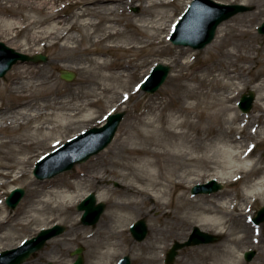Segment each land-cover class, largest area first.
I'll return each instance as SVG.
<instances>
[{"label":"bare ground","instance_id":"bare-ground-1","mask_svg":"<svg viewBox=\"0 0 264 264\" xmlns=\"http://www.w3.org/2000/svg\"><path fill=\"white\" fill-rule=\"evenodd\" d=\"M134 1L140 2L138 14L128 13ZM190 1L187 0L186 6ZM173 2L0 0V39L31 55L55 49L53 60L47 64L18 62L8 78L0 80V251L21 243L13 236L18 226L28 227L40 221L43 224L36 229L37 233L48 227L49 221L60 218L72 222V230L80 229L75 207L92 189L82 187L83 182L88 177L102 184L109 180V175L111 180L120 181L121 186L117 189L101 186L97 198L109 200L110 209L96 230L90 228L81 234L89 244L92 236L99 233L103 237L93 242L95 249L90 258L94 261L90 264H116L118 257L127 252H132L138 260L136 264H160L168 247L165 241L156 239L154 244L143 241L133 249L123 246L131 240L129 225L136 217L131 210L139 206L152 205L159 212L158 219L164 217L167 222L183 226L196 223L203 230L213 229L228 236L226 243L183 253L177 264H190L195 257L203 259L204 264H244L237 247L249 239L250 233L253 242L264 240L263 224L252 221L255 216L252 209L257 202L264 201V158L251 160L256 147L264 143V80L253 86L258 90L255 109L248 117H241L230 102L239 95L241 85L249 83L250 73H245V67L241 73L238 63L224 69L206 64L198 69L201 74L195 73L194 63L183 61L192 49L176 50L164 42V31L167 29L169 38L177 20L169 22L168 9ZM69 8L70 13L66 11ZM129 28L148 37L147 43ZM75 31L80 33L79 37L74 35ZM227 31L228 27L220 29L215 41L217 48L225 46ZM250 35L249 29H243L238 37ZM236 40L234 49L226 56L249 60L241 52L245 44ZM151 45L156 48L148 54H168L175 62L171 81L182 93L173 99L149 98L145 108L132 115L133 121L120 128L115 143L105 153L78 164L71 173L48 178L34 175L37 160L45 154L38 149L57 146L63 141V132L71 131L73 125L89 123L95 117L98 103L109 92L125 88L117 91L120 103L137 99L138 111L140 89L125 82L145 69L147 59L141 55L129 58L126 54L139 46ZM115 50L124 51V56L111 59ZM63 69L77 70L79 81L63 82L57 74ZM208 75H215L214 90L201 91L199 85L189 82L204 83ZM222 88H229L230 93H220ZM201 109L206 111L208 121L199 115ZM251 115L257 121L250 122ZM214 124L220 125L219 130ZM6 129L12 130V135H3ZM99 161L102 167L111 165L110 169L86 173ZM205 178L227 185L240 182L245 188L241 194L212 195L207 201L211 205L206 206L199 203L201 199L196 201L187 195L196 182ZM20 182L26 183L27 196L11 211L5 198ZM238 221L244 222L243 228L231 231ZM154 222L155 231L158 228ZM105 228L108 231H103ZM52 241L57 245L63 240L56 237Z\"/></svg>","mask_w":264,"mask_h":264},{"label":"rangeland","instance_id":"rangeland-1","mask_svg":"<svg viewBox=\"0 0 264 264\" xmlns=\"http://www.w3.org/2000/svg\"><path fill=\"white\" fill-rule=\"evenodd\" d=\"M68 1H72V0H68ZM219 1H222L225 3H238V2L245 1L246 4H250V5L255 6V9L252 11L239 13V14L231 17L230 19L224 21L218 29V33H217L215 40L203 49H194L191 46H182V45L173 44V42L170 40V35H169V38L166 36L168 34L167 29L163 33L164 42L168 45L170 44V46L173 45L172 47H175L176 50H180V49H182V47H190L192 50L190 51V53H188L187 55L184 56L183 61H189L190 63H194L193 68L195 70V73H197V74H201V72L198 69L205 67L206 64L212 66L215 69L216 68L224 69L225 66H227L229 64H233V63H238V66L241 68L245 67L247 69L245 73H250L248 76L249 83L247 85H244V84L241 85V89L239 90V95L237 96V98H235L233 101L230 102V105L236 111H240L241 117H248L250 115V113L256 107V100L254 102L253 108L248 113H243V111H241L239 109L238 101L241 99V97L244 93H248L250 89H253V86L255 84H258L259 82L264 80V34H260L258 32V26L264 20V0H219ZM134 2L135 3L132 6H130V8L128 9V13L138 14L139 9H138L137 3L139 4L140 2H137V1H134ZM186 2H187V0H174V2L171 4L170 9H168V12L170 14L169 22L172 21L171 24H173L174 19L178 18L182 14V12L185 10ZM71 9L72 8H69L66 11L70 13V12H72ZM97 21H99V19H97ZM226 27H228V31H227L225 46H223L221 48H217L215 46V41L219 37L220 29H225ZM243 29H249L251 31V35L249 37L239 38L238 34ZM128 30H131L130 31L131 33H134V31H135L134 28H129ZM135 33H137L138 34L137 36L142 38V40L146 41V43H147V40H149L148 37L141 35L136 31H135ZM74 35L79 37L80 33L75 31ZM236 39H240L241 45L245 44L246 48L245 49L242 48L241 52L245 55H248L249 60H245V59L240 58V57L235 56V55H233L231 57L226 56V54L230 53L229 51L231 49L232 50L234 49L235 44H237ZM1 40L4 41L3 39H0V41ZM155 48H156L155 45H151V46H148L146 48H142L141 46H139L138 49H132L129 51L128 54H126V55H128L129 58H135V57L138 58L137 56L141 55L143 58L147 59L146 66L144 69L145 73L143 70V71L139 72V74H137V75L133 74V76L129 77L128 81L125 82V84H127L129 87H133V86L138 87L137 85L140 83L143 76L145 74L150 73V71H151V69H152V67L156 61L162 62V63H165L163 61L171 62V63H167L171 66H173L175 64V62H172V59H171L170 55H168V54L167 55L166 54H159V53L156 55L148 54V51L150 49H155ZM15 49H17V48H15ZM17 50L21 51L20 49H17ZM40 53H43L47 56V61H39L36 63L47 64L49 61L53 60V58L55 56V49H53V48L47 49L45 52H40ZM122 56H124V51L115 50L114 55L111 56L110 58L111 59L117 58L119 60V59H121ZM245 68H242L240 70V72L242 73ZM174 69L172 68L171 73H170L169 77L167 78L166 82L161 86V88L157 92L148 93L147 91L140 89L139 98L141 99V103L139 104L140 108L138 109V111H136V108H135V106L137 105V99H132L126 103H120L121 95H117V93H118L117 91L126 90L125 88H123V89L117 88L115 91L109 92L108 96L104 99V101H100L98 103V106L96 107L95 117L89 123H80L78 125H73V128L71 131L63 132L64 137H62V140L64 142L63 141H62V143L60 142L57 145V147L64 144L74 134L81 133V130H83V129L86 130L88 128H91V127H94V126H97V125L104 123L106 120L107 114L110 111L116 112V111L123 110L126 112V116H125V118H124V120L120 126V128H121V127L127 126L129 123H131L133 121L132 115L135 113L137 114L138 112H141L145 108L146 101L149 100V98H157V97H164L165 96L166 98H172L173 99V98L178 97V95L180 93H182V91H179L178 89H176V84L173 81H171V74L174 72ZM10 71L4 77L0 78V80L7 79ZM73 71L76 73V77L72 81H67V80L63 79L61 77L60 71H57V74H58V77L61 80H63V82L75 83V82L79 81L80 73L77 70H73ZM215 74L218 75V72H216ZM214 77H215V75H208V78L204 83H202V82L200 83L199 81H197V82L189 81V82H192L194 84L199 85V89L201 91H209V90L215 89V86H216L215 81L212 79ZM253 90L256 93V99H257L258 90H255V89H253ZM219 92L220 93H230V89L229 88L228 89L222 88ZM172 105H173V102H172L171 106ZM255 113H257V112L255 111ZM199 115H202L201 116L202 120L205 119L208 121L210 119V118H208L206 111L204 112L203 109L199 110ZM222 116H223V118H225V113ZM250 117H251L250 122L257 121V118H252V115ZM214 127H215V129L219 130L220 125L214 124ZM120 128H119L117 134L119 133ZM85 130H83V131H85ZM2 132H4L3 135H12V133H13L12 130L10 131V129L3 130ZM116 137H117V135L115 136V139L113 140L112 143H115V141L117 139ZM109 146L106 149H108ZM55 148H56V146L52 147V148L48 147L46 149L42 148V149H38V151L44 152L45 154H47L48 152L54 150ZM105 150L101 151L100 153H105L104 152ZM100 153L96 154L92 157H95V156L97 157L98 155H100ZM253 158H260V159L264 158V143L259 144L258 147H256V149L254 150L253 155L251 157V160ZM87 161H89V160H87ZM87 161H84V162H81L78 164H84ZM78 164H76L72 169L67 170V171H63L61 173H71L74 169H76V166ZM101 164H102V162L99 161L98 165L92 166V168H89L86 171V173L97 174L102 170H106L107 168H109V166L111 167V165L106 166V167H102ZM88 171H90V173ZM214 172H216V171H214ZM259 174H261V172L256 173V175L253 176L252 179L256 178ZM111 179H112V175H109V180L104 181L102 184H99L98 182H94L93 180H91L90 178L87 177L86 180L83 182L82 187H84V188H90L91 187L92 188L91 192H98V191H101L103 189V188L101 189L102 185H107L111 189H117L121 186L120 181L111 180ZM206 180L207 179L205 178L203 181L196 182L195 184L204 183ZM18 187L25 188V190H26V194L24 196V198H25L27 196L26 183L20 182L18 184ZM192 187L188 191L187 195L191 199L196 200V201H197V199H201L199 201V203H202L206 206L211 205L207 201H208V199L213 198L212 195L214 196V195H217L218 193H225V192H230V193H234V194H236V193L241 194V191L244 190V188H245L244 185L240 182L230 184V185H227L224 183V188L218 192H215L212 194L202 193V194H198V195H193L192 194ZM7 196H8V194L6 195V197ZM98 201H100V200L98 199ZM101 201L105 202V204H106L105 212H107L108 209H110V205H111L110 201L109 200H101ZM5 204H6V200H5ZM78 204L75 207V211H76L75 217L77 220H79V225L81 228L76 229V230H72V222H70L68 220L67 221L61 220L60 218H56L54 220L49 221L47 226H52L55 222H58V223L63 224L67 227L66 232H64L63 234H61L59 236H56L57 238L62 239L63 241L60 244L54 245V243L52 241L53 238L48 240V242L46 243L44 248L33 253L32 256L27 261L30 260L31 264H47L49 262H53L54 264H71V262H73L77 258V255H72V251L79 246L84 247L85 264H90L91 261H94V259L91 260V258H90V253L93 252L95 249V247H94L95 245L93 244V242L100 241L103 237L99 233L97 235H95V237H93V236L91 238L88 237V238H90L89 240H93L92 244H89L86 242L85 238H83V237L81 238V234H82V232L84 233L85 230L87 232V230L90 228H93L94 230H96L97 225L101 221V219H103L105 212L102 214L101 219L99 220L98 223H96L94 225H85L81 221V216H82L83 212L78 209ZM263 205H264V201H259L254 206L252 211L255 214V216L257 214V211ZM6 206L11 211H15V208H11L7 204H6ZM131 211L133 212V214L136 215L135 220L133 222H135L136 220L141 219V218H145L147 220V223L149 226V234L146 237V239L143 240L144 243L148 242V244H150V243L154 244V243H156V241H155L156 239L165 241V243H167V245H168V247L166 249V253L176 240H179L181 242L187 240L189 238V236L191 235L194 226L197 225L196 223H193L192 225L183 226V225L179 224L178 222H167V220L164 219V217L158 219L159 212L153 210L152 205H150L148 207L147 206H139L137 208H133ZM46 216H49V214H46ZM154 221H156V222H154ZM39 222L40 221H37L28 227L18 226L16 231H13V236L17 239L19 238L20 241L23 240L25 237L35 236L37 234L36 229L40 228V226L43 224V223H39ZM133 222L130 223L129 230H128L129 237L131 238V240L129 242H127L125 245H123L125 247L127 246V248H129V249H133V247H135V246L138 248V246L143 242V241H138L131 234L130 226ZM153 222L156 223L158 230H155V231L153 230V228H152ZM231 222H236V221L232 220ZM242 224H244V222L240 223V221H238V223H233L231 231H234V232L239 231L240 229L243 228ZM261 224H263L262 231L264 232V222H262ZM165 229H167V230H165ZM103 231H108V229L105 228V229H103ZM205 231L220 235L221 240L217 241V242H213V243H203V244L194 245V246H186V247L180 249L179 254H178L174 264H177V262H178L177 259L179 256H182L183 253L188 252L193 248H199V249H202L203 247H210L211 248V246L221 244V243H226V239L228 236L226 237V235H224L222 233H218L217 231H215L213 229H209V230H205ZM67 233H70V234H67ZM177 233H180L181 235L179 236ZM77 234H80V235L77 237L76 236ZM177 235L179 237H176ZM56 237H54V238H56ZM254 245H259L258 246L259 248L258 249L254 248L253 247ZM14 247H16V246L11 245V246L7 247L6 249H11ZM250 249L255 250L256 255L253 258V260L248 261L244 257L243 251L244 250L245 251L250 250ZM237 250H238V253H240V255L242 256L244 264H260V263L264 264V240H261V241L259 240L257 242H253L252 238H251V233L249 234V239L247 241H244L243 243H241L237 247ZM1 251H3V250H1ZM141 251H143V249H141ZM146 252H147V250H146ZM124 255H129L131 257L132 264H136L138 262V260H136L133 257L132 252H127V253L121 254L115 263L117 264L118 261ZM165 257H166V255H165ZM53 258H55V259H53ZM186 259L188 260V258H186ZM189 263L190 264H204L205 261L203 259H199L198 257H195V258H191ZM160 264H165V258L160 261Z\"/></svg>","mask_w":264,"mask_h":264},{"label":"water","instance_id":"water-1","mask_svg":"<svg viewBox=\"0 0 264 264\" xmlns=\"http://www.w3.org/2000/svg\"><path fill=\"white\" fill-rule=\"evenodd\" d=\"M254 9V6L245 3L227 4L217 0H193L187 12L183 15L181 21L176 26L173 35V41L176 44L191 45L194 48H204L212 42L216 36L219 25L239 12H245ZM258 31L264 34V22L259 26ZM46 56L27 54L16 51L0 42V77L4 76L12 66L19 60H46ZM171 66L159 63L148 76L143 88L150 93H155L166 81ZM62 77L67 80L75 78V74L63 71ZM255 100V92L250 90L249 95L244 94L239 106L244 112L251 110ZM126 112H117L108 116L107 123L102 127H94L87 132L71 140L62 146L55 153L49 155L37 164L35 173L37 176L52 177L64 170L71 169L75 163L85 161L92 155L105 149L113 140L118 127L123 120ZM57 163L55 157L60 156ZM53 160V163H50ZM223 188V184L216 179L204 184H197L193 188V193H212ZM25 195L24 188H16L9 195L7 202L11 207H16ZM106 208L104 202L97 203V197L91 192L79 205V210H84L82 221L84 224L91 225L99 221ZM264 221V206L258 211L255 218L256 223ZM66 227L62 224H55L50 228H43L41 232L24 242L21 247L3 251L0 254V264H21L26 261L34 251L44 247L46 241L56 235L63 233ZM133 236L138 240H143L148 234V225L145 219L138 220L131 227ZM219 235L202 231L198 226L190 238L185 242L176 241L168 251L166 263L173 264L178 251L187 245H196L200 243H210L220 240ZM254 250L246 252L247 260H251L255 255ZM72 254H78L77 260L73 264H84L83 247L77 248ZM48 264H53L52 262ZM119 264H131L130 256H124Z\"/></svg>","mask_w":264,"mask_h":264}]
</instances>
